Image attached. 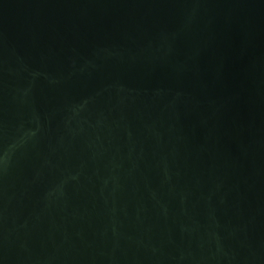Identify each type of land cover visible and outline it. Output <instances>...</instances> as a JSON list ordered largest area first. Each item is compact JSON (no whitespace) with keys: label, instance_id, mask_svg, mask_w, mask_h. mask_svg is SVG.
<instances>
[{"label":"water","instance_id":"95a60500","mask_svg":"<svg viewBox=\"0 0 264 264\" xmlns=\"http://www.w3.org/2000/svg\"><path fill=\"white\" fill-rule=\"evenodd\" d=\"M0 264H264V0H0Z\"/></svg>","mask_w":264,"mask_h":264}]
</instances>
